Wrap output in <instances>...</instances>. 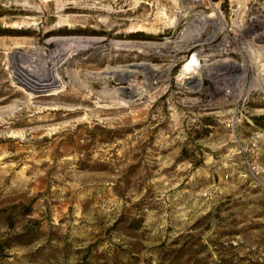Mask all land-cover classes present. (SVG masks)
<instances>
[{
  "label": "rangeland",
  "instance_id": "rangeland-1",
  "mask_svg": "<svg viewBox=\"0 0 264 264\" xmlns=\"http://www.w3.org/2000/svg\"><path fill=\"white\" fill-rule=\"evenodd\" d=\"M260 118L264 0H0V264H264Z\"/></svg>",
  "mask_w": 264,
  "mask_h": 264
},
{
  "label": "bare ground",
  "instance_id": "bare-ground-1",
  "mask_svg": "<svg viewBox=\"0 0 264 264\" xmlns=\"http://www.w3.org/2000/svg\"><path fill=\"white\" fill-rule=\"evenodd\" d=\"M204 20H201L200 22H202V24L205 25L207 22H206V19H204ZM205 29H206V27H205ZM200 30L202 31V29H200ZM184 34L186 35V34H188V32L181 33L179 35V37L180 36H183V37H181L179 39L180 41L185 40V37L186 36H184ZM201 36L203 37V34H200V33L197 34L196 35V39L198 40L200 38V40H201L202 39ZM192 39H193V37L190 38L189 40H187L186 42H190L191 43V40ZM55 41L58 42V43L59 42H62L63 43V46H65V45H71L74 48V51L73 52L72 51L70 52V47H69V50H67V47L65 48L66 50L63 49L65 53L68 52V53H66L68 55V57H67V60L65 61V56L66 55H64V53H63V55L60 54V57L61 56H64V58L62 60H60L61 63L62 62L64 63V61L65 62H68L70 60V58L72 57V55L75 52H77V53L78 52H81L84 49H86L87 46H89V40H83V39L62 38V39L54 40V42ZM180 41H178V42H180ZM83 44H86V45H83ZM89 47H91V46H89ZM28 56H31V55H28ZM28 56H27L26 53L24 54L22 52L21 53H19V52L18 53H14V55H13L14 59H19V61L20 60H26V61H28V59H29ZM60 62L59 63H57V62H54L53 63L52 60L45 61L44 62L45 67H44V69H40V71H42V73L40 72V74H38L37 72L35 73L34 71H31L30 70L31 68L28 69V68L22 67V65H21V67L17 71L18 72V75H17L16 79H18V81H20L22 84H24L29 89L34 90V91H41V90H45V89H50V87L58 86L59 85V82H58V80H56V75L59 74V73H61V66H60L61 63ZM19 63H21V61ZM46 64H47V66H46ZM24 65H25V63H24ZM136 67L139 68V70H141L142 73L144 71H147L148 69L149 70H152L151 66L145 65V64L136 65ZM222 68L227 69L230 73H235V74H240V75L241 74H245V72H246V69L244 70L242 68H234V67L226 66V65L224 67H222ZM222 68L219 71H221ZM136 72H138V75H139V71H136ZM133 73H134V71L129 70L128 67H126L125 69L120 70V74L119 73H116L115 70H112L110 68H107L106 70H104L103 75H111V76L114 75V76H118L119 79L127 80L128 78H130L133 75ZM186 83L188 84L189 87H192V88L193 87H199L201 85V83L197 79H189V80L186 81ZM120 92H123V90H121ZM124 94H125V96L131 97L132 95H137L138 92H137V89L136 88L131 87V85H130L129 87L126 88V91H125Z\"/></svg>",
  "mask_w": 264,
  "mask_h": 264
},
{
  "label": "built area",
  "instance_id": "built-area-1",
  "mask_svg": "<svg viewBox=\"0 0 264 264\" xmlns=\"http://www.w3.org/2000/svg\"><path fill=\"white\" fill-rule=\"evenodd\" d=\"M191 1L199 2V0H191ZM200 1H202V3L205 4L207 0H200ZM231 1L237 2V1H241V0H231ZM208 2H209V0H208Z\"/></svg>",
  "mask_w": 264,
  "mask_h": 264
},
{
  "label": "trees",
  "instance_id": "trees-1",
  "mask_svg": "<svg viewBox=\"0 0 264 264\" xmlns=\"http://www.w3.org/2000/svg\"><path fill=\"white\" fill-rule=\"evenodd\" d=\"M264 121V118H260L258 121H257V123L260 125L261 124V126L264 128V124L263 123H261V121Z\"/></svg>",
  "mask_w": 264,
  "mask_h": 264
}]
</instances>
